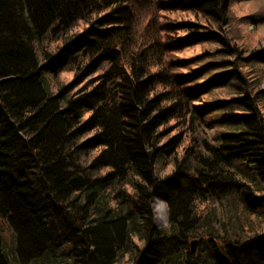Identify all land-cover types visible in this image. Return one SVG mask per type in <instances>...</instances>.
I'll return each mask as SVG.
<instances>
[{"label": "trees", "instance_id": "1", "mask_svg": "<svg viewBox=\"0 0 264 264\" xmlns=\"http://www.w3.org/2000/svg\"><path fill=\"white\" fill-rule=\"evenodd\" d=\"M230 2L0 0V220L16 244L8 254L0 232V264H56L62 246L70 264H114L135 237L133 264H264V230L238 237L244 210L264 221L263 76H251L264 41L232 40ZM234 195L220 243L212 222Z\"/></svg>", "mask_w": 264, "mask_h": 264}, {"label": "rangeland", "instance_id": "2", "mask_svg": "<svg viewBox=\"0 0 264 264\" xmlns=\"http://www.w3.org/2000/svg\"><path fill=\"white\" fill-rule=\"evenodd\" d=\"M230 11H229V25L226 27L225 31L231 35H236L232 37V40L236 39L245 47H259L260 45H262V40L264 41V0H251V1H243V0H231L230 2ZM257 20V23L254 22V20ZM238 34V35H237ZM237 40L235 42H237ZM209 47L213 48V45L209 44ZM256 70V67L255 69ZM258 72L257 73H251V76H254L253 79L255 80L254 82L257 84L259 81V75H262V79L260 81H262L260 83V87L264 88V67L261 66L260 68L258 67ZM74 76V72L73 70H68L65 71L61 74V77L58 76L59 80L63 79V80H72ZM56 77V76H55ZM229 95V92L225 91H219L217 92L214 96H211L209 98L211 99H215L217 97H224ZM209 99V100H211ZM262 108H263V112H264V101L262 102ZM206 127V126H205ZM210 130L211 126H207ZM199 129V128H198ZM203 131L201 129H199V133L198 135L202 137ZM213 133V132H212ZM173 168L172 164H167L166 167V171H170ZM128 190H132L131 187L127 186ZM121 191L120 187H118L116 189V193H119ZM121 197L119 196L117 199H120ZM233 198L235 200V195L231 196V197H227L223 200H225L224 206L221 209L220 203L218 205L217 208V204L218 202H215V205L213 206V203H211V205L207 206L208 204H204V203H198V205H200V209L203 210L202 208H206L205 212L206 214H211L213 212L212 209H214L215 207L217 208V212L218 215L222 218V219H218V217L215 216L212 225L215 227V230L212 232V234H215L218 237V241L220 243H222L225 239H231L232 236V228H230L229 223L232 222V218H231V214L228 211V207L232 206V201ZM160 200V199H153L150 204L152 206V210H153V214H154V225L156 227H158L159 229L163 230L164 232L169 233V228H173L172 224H171V220H170V212H169V207L168 205L162 201V205H164V207L161 208L160 211H162V213L165 215L166 214V222L165 224L161 223L160 220L158 219V214L160 211H158L157 209H155V204L156 202ZM161 201V200H160ZM236 201V200H235ZM226 204V205H225ZM237 204L240 205L239 210H244L243 206L241 204V202L239 203V201H237ZM220 207V208H219ZM123 210H128V207H125V209ZM204 211V210H203ZM259 211H262V215H264V207L260 208ZM125 212V211H124ZM210 212V213H209ZM246 214V221L244 223L243 229L240 233V235L238 236L240 239H246L247 237H249V235H253L256 232H262L264 230V221L263 216H256L254 215V213H247L245 212V210L243 211ZM234 219V218H233ZM0 225L3 228H0V232H2V239L3 242L2 245H5L7 248L10 249L9 252H7L8 254H11L12 251H14L16 249V244H15V238L12 232L9 231V229H7V227L5 226V223L0 220ZM252 229V231H251ZM208 236V235H207ZM205 236V237H207ZM193 239H198L199 243L196 246V251L193 252L194 255H197V253L200 251V247H201V237H190L189 238V246L190 249L192 250L191 247V241ZM14 240V241H13ZM135 241V247L134 250L130 251V252H124L122 253V257H120V259H118L117 262H115L114 264H133V257L131 255L133 254H137L138 250L143 246V242L141 240H139L137 237H135L134 239ZM14 242V246L13 245ZM0 243V244H1ZM219 243V244H220ZM12 246V247H11ZM73 249V248H72ZM71 248H67L62 246L60 249H58L56 252H52L51 256H52V263H56V264H70L71 262H69V260L73 257V255L70 253ZM72 252V251H71ZM7 254V255H8ZM80 257L78 256L77 258H75V260H78Z\"/></svg>", "mask_w": 264, "mask_h": 264}, {"label": "bare ground", "instance_id": "3", "mask_svg": "<svg viewBox=\"0 0 264 264\" xmlns=\"http://www.w3.org/2000/svg\"><path fill=\"white\" fill-rule=\"evenodd\" d=\"M203 199H204V198H203ZM160 200H161V199H160ZM160 200H158V201L156 202V204H155V209H157L158 211H160L161 208L164 207V205H162V200H161V201H160ZM198 202H199V201H198ZM200 202L203 203L204 201H200ZM158 219L160 220L161 223L165 224L166 219H167L166 214L164 215V214L162 213V211H160L159 214H158Z\"/></svg>", "mask_w": 264, "mask_h": 264}, {"label": "water", "instance_id": "4", "mask_svg": "<svg viewBox=\"0 0 264 264\" xmlns=\"http://www.w3.org/2000/svg\"><path fill=\"white\" fill-rule=\"evenodd\" d=\"M199 240L198 239H193L191 241V247H192V251L195 252L196 251V246L198 245Z\"/></svg>", "mask_w": 264, "mask_h": 264}]
</instances>
